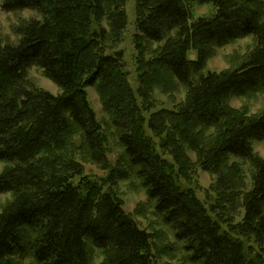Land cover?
I'll return each instance as SVG.
<instances>
[{"label": "trees", "instance_id": "1", "mask_svg": "<svg viewBox=\"0 0 264 264\" xmlns=\"http://www.w3.org/2000/svg\"><path fill=\"white\" fill-rule=\"evenodd\" d=\"M135 2L136 90L124 51L106 49L108 40H125L127 0L2 2L4 12L31 10L39 18L19 25L16 43L0 40V196L11 195L0 212V264H95L99 252L101 264H160L153 234L117 193L133 177L192 262L264 264V159L253 149L264 142V112L229 105L264 89L260 1ZM194 2L210 3L214 12L193 19ZM249 36L256 45L245 61L205 72L214 49ZM192 50L195 61L187 57ZM33 67L58 94L28 79ZM161 73L187 89L177 109L150 101ZM90 87L118 132L124 155L117 165ZM200 128L215 131L208 145ZM232 158L252 165L250 188L241 194ZM87 162L104 175L87 172ZM196 168L217 176L210 203L197 195Z\"/></svg>", "mask_w": 264, "mask_h": 264}, {"label": "rangeland", "instance_id": "2", "mask_svg": "<svg viewBox=\"0 0 264 264\" xmlns=\"http://www.w3.org/2000/svg\"><path fill=\"white\" fill-rule=\"evenodd\" d=\"M0 0V40L6 43H16L19 39L16 30L20 24L30 21L34 18H39V15L35 11L26 10L18 13H8L1 9L2 2ZM260 1V5L264 10V0ZM135 0H127L126 11L128 15V30L125 34V40L122 43H116L112 40L106 42L107 52H114L115 50L121 49L125 53V60L128 65L130 72V81L133 88L136 90L139 83L136 78L137 63L135 58L137 56V48L134 45L133 36L136 32L135 28ZM191 11L193 19L198 17L210 16L214 12L212 4H201L194 2L191 4ZM256 41L252 36L237 39L227 46L222 48L214 49L212 57L207 61L205 72H221L231 68L237 67L241 62L248 58L249 53L254 49ZM152 47L151 50L155 51L157 45L148 44ZM150 52V50L148 51ZM149 57V54L146 55ZM187 57L191 61L197 59V52L190 51ZM161 83H157L156 87L151 90L150 101L154 103L156 109L162 107L168 109H177L187 97L186 87L177 83L171 76L165 75V73L159 74ZM28 79L38 88L49 91L56 95L59 93V89L49 80H47L42 72L37 68L33 67L28 71ZM176 84V85H175ZM166 87H165V86ZM161 86V87H160ZM89 94L90 103L95 110L99 121L103 124V128L108 137V149L109 157L112 162L117 165L119 160L123 158L124 151L119 144V136L117 130L112 125V118L104 111L103 103L100 98L97 89L90 87L87 89ZM229 105L233 109L246 110L249 115H259L264 112V89L254 95L248 96L247 98L233 97L229 100ZM150 114L147 113L146 117ZM199 133L201 135V141L204 145H208L209 140L213 139L214 130H208L206 128H200ZM253 149L255 155L264 159V142H253ZM194 160L195 157L193 156ZM195 161V160H194ZM232 173H230L235 184L238 183L241 194L250 188L251 176H252V165L249 161L234 159L232 158L229 163ZM87 172H92L99 175L104 173L98 169L97 166L87 162ZM5 164L0 163V171H3L6 167ZM217 182V176L207 174L196 168L193 184L197 188L198 197L205 203H210L209 198L215 197L212 190L213 185ZM183 185H186L182 181ZM117 193L124 202V209L131 214L139 223V225L148 230L154 236L155 253L159 259L160 264H196L190 260L189 255L183 249V244L179 243L175 239L174 230L170 225H167L163 216L159 215L156 210L154 203L151 202L147 195V190L144 189L141 182L137 178H131L128 181L120 182L117 185ZM212 199V200H213ZM11 202V195L0 196V212L4 207ZM236 207V206H235ZM103 262V255L99 252L96 257L95 264H101ZM32 261L28 260L24 264H31Z\"/></svg>", "mask_w": 264, "mask_h": 264}]
</instances>
